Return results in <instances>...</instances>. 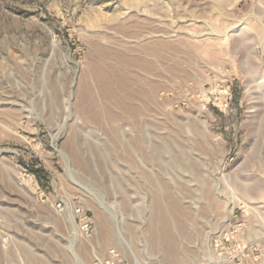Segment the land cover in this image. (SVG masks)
I'll list each match as a JSON object with an SVG mask.
<instances>
[{
  "label": "rangeland",
  "instance_id": "obj_1",
  "mask_svg": "<svg viewBox=\"0 0 264 264\" xmlns=\"http://www.w3.org/2000/svg\"><path fill=\"white\" fill-rule=\"evenodd\" d=\"M239 222L264 235V0H0V264H228Z\"/></svg>",
  "mask_w": 264,
  "mask_h": 264
},
{
  "label": "built area",
  "instance_id": "obj_2",
  "mask_svg": "<svg viewBox=\"0 0 264 264\" xmlns=\"http://www.w3.org/2000/svg\"><path fill=\"white\" fill-rule=\"evenodd\" d=\"M237 226L231 236L225 237L228 243L237 246L229 253L228 264H264V235L252 240L243 223L239 222ZM118 260L116 250H111L107 257H96L92 264H119Z\"/></svg>",
  "mask_w": 264,
  "mask_h": 264
},
{
  "label": "bare ground",
  "instance_id": "obj_3",
  "mask_svg": "<svg viewBox=\"0 0 264 264\" xmlns=\"http://www.w3.org/2000/svg\"><path fill=\"white\" fill-rule=\"evenodd\" d=\"M109 61L104 57L103 59L101 58L98 63V73L104 74L103 77L107 78V81L111 80L113 81L115 79V71H112L110 68V64L108 63ZM110 77V79L108 77ZM106 80V79H104ZM115 81V80H114ZM116 82V81H115ZM118 85V83H117ZM89 89V88H88Z\"/></svg>",
  "mask_w": 264,
  "mask_h": 264
},
{
  "label": "trees",
  "instance_id": "obj_4",
  "mask_svg": "<svg viewBox=\"0 0 264 264\" xmlns=\"http://www.w3.org/2000/svg\"><path fill=\"white\" fill-rule=\"evenodd\" d=\"M32 172L36 175V177L38 178L40 184H42L43 186H44V184L46 182L49 181L48 176H47V174L45 173L44 170H42V169H33Z\"/></svg>",
  "mask_w": 264,
  "mask_h": 264
}]
</instances>
